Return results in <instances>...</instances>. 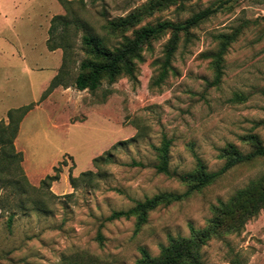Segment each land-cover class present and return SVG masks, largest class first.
<instances>
[{
	"label": "rangeland",
	"instance_id": "rangeland-1",
	"mask_svg": "<svg viewBox=\"0 0 264 264\" xmlns=\"http://www.w3.org/2000/svg\"><path fill=\"white\" fill-rule=\"evenodd\" d=\"M205 9L215 12L179 34L169 60L164 32L143 46L133 78L74 88L88 58L84 35L111 49L122 37L103 28L108 22L144 12L124 33L132 38ZM229 35L218 61L219 37ZM25 106L39 109L17 128L20 160L5 158L0 143V264H138L142 252L157 257L169 237L188 238L215 219L222 231L200 247L203 264H264V157L200 189L178 180L219 172L230 151L264 146V0H0V122ZM165 142L171 177L155 168ZM46 176L56 180L40 186ZM252 185L215 217L214 206ZM162 194L182 199L144 223L108 220Z\"/></svg>",
	"mask_w": 264,
	"mask_h": 264
},
{
	"label": "trees",
	"instance_id": "trees-1",
	"mask_svg": "<svg viewBox=\"0 0 264 264\" xmlns=\"http://www.w3.org/2000/svg\"><path fill=\"white\" fill-rule=\"evenodd\" d=\"M156 6V2L153 3ZM164 5L157 3V10L163 8ZM152 10L145 11L146 14L151 15ZM215 12V9H205L198 13L193 14L191 17L181 23H158L156 25H146L133 32V37L129 38L124 33L140 23L144 16V12H132L126 17L108 22L103 28L110 32L111 35H119L122 37V42L114 48H107L100 39L91 35H84L82 37V44L88 56L87 59L81 61L78 65V74L73 82L74 88L78 91H95L97 90L102 81L107 84L114 83L122 76L133 78L136 68V62L141 60V51L144 45L148 44L151 40L157 39L164 32H170L171 38L168 40L165 47L166 60L174 53L176 46L179 42V34H187L191 28L205 21ZM219 40L222 42V49L218 54V61L222 58L225 48L234 40L233 35L220 36ZM51 50L52 49L51 47ZM64 59V57H63ZM163 69L161 79L165 74ZM58 82V77H54L49 84L47 92L52 91ZM32 109L31 106H25L15 110V113L9 112L7 114L8 123L0 122V143L3 147L6 146L8 151L1 152V154L11 160H20L19 154L15 152L13 147V140L17 136L18 127L21 119ZM15 124L16 127H10ZM4 149V148H3ZM158 164L155 166L157 172L171 177L168 170V142H165L161 148L156 149ZM10 154V156H9ZM231 159L227 164L216 173H205L203 170L197 174H186L178 177L182 183L193 185L194 189H200L222 175L226 170L238 163L250 161L255 157H264V146L257 147L252 153L242 156L230 151ZM15 162V161H14ZM13 162V163H14ZM95 162H101L95 160ZM103 163L110 162V155H106ZM9 164V163H8ZM56 180L54 177L46 176L40 183V186H45L50 181ZM255 187L252 185L250 188L238 191L235 196L228 201V203L219 202L217 206L212 208L215 217H220L224 208L230 204L237 203L245 198L249 189ZM171 194H162L145 200L143 203H138L135 208L127 212H113L108 220H116L120 218H128L131 215H136L140 218L141 223L146 220L147 212L153 210L161 204H169L181 200ZM261 204H264V199ZM218 219L209 223L210 227L204 230H192L191 236L188 238L182 237H169L168 245L161 248V252L157 257H151L146 252H142V258L138 264H203L200 257V247L204 245L211 236H215L222 231V225L217 222ZM12 222V216L9 217L8 225ZM216 228L219 230L216 231ZM216 231V232H215Z\"/></svg>",
	"mask_w": 264,
	"mask_h": 264
},
{
	"label": "crops",
	"instance_id": "crops-1",
	"mask_svg": "<svg viewBox=\"0 0 264 264\" xmlns=\"http://www.w3.org/2000/svg\"><path fill=\"white\" fill-rule=\"evenodd\" d=\"M50 79V78H49ZM48 79V80H49ZM47 80V81H48ZM39 108L37 107L36 109H33V110H30L26 115H25V117L23 118V120L20 122V124H19V127H22V124H23V122L27 119V117H28V115L29 114H31V113H33L34 111H36V110H38ZM2 117V116H1ZM1 119V118H0ZM4 120H6V117L4 118ZM17 139V138H16ZM15 144H16V140H15Z\"/></svg>",
	"mask_w": 264,
	"mask_h": 264
}]
</instances>
